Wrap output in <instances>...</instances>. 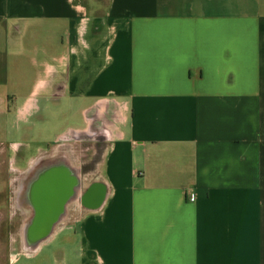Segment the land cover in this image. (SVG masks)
<instances>
[{
  "label": "crops",
  "instance_id": "0c3cea01",
  "mask_svg": "<svg viewBox=\"0 0 264 264\" xmlns=\"http://www.w3.org/2000/svg\"><path fill=\"white\" fill-rule=\"evenodd\" d=\"M0 121L83 188L12 263L264 264V0H0Z\"/></svg>",
  "mask_w": 264,
  "mask_h": 264
},
{
  "label": "flooded vegetation",
  "instance_id": "af4514ba",
  "mask_svg": "<svg viewBox=\"0 0 264 264\" xmlns=\"http://www.w3.org/2000/svg\"><path fill=\"white\" fill-rule=\"evenodd\" d=\"M15 185V192L10 188L6 191L5 203L8 209L12 199L20 210L15 214V221L8 217L10 213L7 210V218L0 220V236L9 242L10 231L18 227L24 249L32 252L35 244L47 232L51 231V235L66 218L71 202L82 201L78 194L83 188L62 158L34 165ZM87 197H82L85 202H89ZM93 200L92 197L90 202Z\"/></svg>",
  "mask_w": 264,
  "mask_h": 264
},
{
  "label": "rangeland",
  "instance_id": "374dc122",
  "mask_svg": "<svg viewBox=\"0 0 264 264\" xmlns=\"http://www.w3.org/2000/svg\"><path fill=\"white\" fill-rule=\"evenodd\" d=\"M3 129H5V126H3L0 121V141L4 137ZM3 148L4 147H2L1 149ZM5 149L7 150V146H5ZM35 152H36V148L33 147L29 149L26 154L28 156ZM5 157L6 155L5 156H2V154L0 155V218L2 219L7 214V206L5 202L7 197L6 191H9V187H8L9 165L3 162L4 159L6 160ZM12 218L13 221L16 220V216H13ZM9 237H10L9 242H6L0 236V264H34L33 258L27 257L26 255H21L17 260V262L15 263L11 262V257H10L11 255H12V259H14L15 255L13 254H17L18 252L23 251L22 245L19 242V228L18 227L13 228L10 231Z\"/></svg>",
  "mask_w": 264,
  "mask_h": 264
},
{
  "label": "water",
  "instance_id": "95a60500",
  "mask_svg": "<svg viewBox=\"0 0 264 264\" xmlns=\"http://www.w3.org/2000/svg\"><path fill=\"white\" fill-rule=\"evenodd\" d=\"M50 232H51V231H50ZM50 232H49V233L47 232V235L45 234V235L40 239V241L37 242V243L35 244V248L38 247L42 241H44L45 239H47V238L49 237Z\"/></svg>",
  "mask_w": 264,
  "mask_h": 264
},
{
  "label": "built area",
  "instance_id": "2783aa9c",
  "mask_svg": "<svg viewBox=\"0 0 264 264\" xmlns=\"http://www.w3.org/2000/svg\"><path fill=\"white\" fill-rule=\"evenodd\" d=\"M190 197L193 198V193H190Z\"/></svg>",
  "mask_w": 264,
  "mask_h": 264
},
{
  "label": "bare ground",
  "instance_id": "6f19581e",
  "mask_svg": "<svg viewBox=\"0 0 264 264\" xmlns=\"http://www.w3.org/2000/svg\"><path fill=\"white\" fill-rule=\"evenodd\" d=\"M75 197V196H74ZM40 246V245H39Z\"/></svg>",
  "mask_w": 264,
  "mask_h": 264
}]
</instances>
